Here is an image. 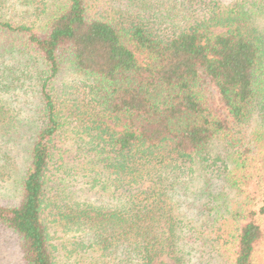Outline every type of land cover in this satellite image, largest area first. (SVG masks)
<instances>
[{"label":"trees","instance_id":"16d2710c","mask_svg":"<svg viewBox=\"0 0 264 264\" xmlns=\"http://www.w3.org/2000/svg\"><path fill=\"white\" fill-rule=\"evenodd\" d=\"M23 137L25 264H264V0H0V178Z\"/></svg>","mask_w":264,"mask_h":264},{"label":"rangeland","instance_id":"374dc122","mask_svg":"<svg viewBox=\"0 0 264 264\" xmlns=\"http://www.w3.org/2000/svg\"><path fill=\"white\" fill-rule=\"evenodd\" d=\"M223 4H231L238 0H217ZM28 108L26 107V110L24 111V116L27 117L29 115ZM26 138L23 137L21 140H18V144L14 142H8V141H2V151H10V156L13 157L12 159H7L5 161L6 167L3 168V171L6 173L3 178H0V202L1 203H9L15 201V193L17 191L16 188V178H19L22 175V166L25 164V154H26V147L24 140ZM6 156V154H5ZM213 186L211 189L213 191L212 195L216 196L220 193H223V199L226 201L230 206H232L228 199H232L233 203L235 204L238 202V199L240 200L242 198L241 194H237L235 190L234 194L236 195L233 198V194L229 195L225 193L227 190L223 186V183L221 182V179L215 177L213 178ZM200 184L198 182H194L192 187L193 192L186 191L184 194H178V196H181L182 199L179 200L181 211L184 212L189 218H194L195 221L197 219L203 220L204 215H202L199 210L201 207V204L207 201V192H201L200 191ZM73 189L76 190V195L81 200H91L99 202L102 200L101 197H99L98 194H96V191H89L88 187L84 183H75L72 185ZM197 187V188H196ZM205 188L204 186H202ZM206 195H205V194ZM218 205V204H217ZM214 214V211L211 212ZM197 223H200L197 221ZM201 226V225H196ZM222 235H224L227 232V227L223 226L221 228V231H219ZM62 236V232L59 233ZM73 234L68 233L66 236L71 237ZM206 233L203 235V238L205 239ZM64 253V249L62 250V254ZM67 257H63L64 261H66V264H72V256H68V254H64ZM264 255V253H263ZM193 259H195L196 264H221L220 259L215 252H209V250H202L201 247H199L197 244H195V249L192 252ZM217 257V258H216ZM258 261H264V256H261L258 258ZM194 263V262H193ZM0 264H25L22 254L19 248V241L17 239V236L10 231L9 229H6L4 227L0 226Z\"/></svg>","mask_w":264,"mask_h":264}]
</instances>
